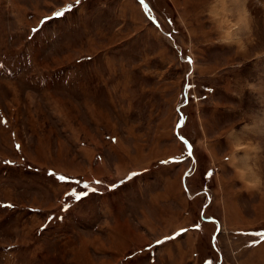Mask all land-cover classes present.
Returning a JSON list of instances; mask_svg holds the SVG:
<instances>
[{
  "label": "rangeland",
  "instance_id": "374dc122",
  "mask_svg": "<svg viewBox=\"0 0 264 264\" xmlns=\"http://www.w3.org/2000/svg\"><path fill=\"white\" fill-rule=\"evenodd\" d=\"M177 248L264 264V0H0V264Z\"/></svg>",
  "mask_w": 264,
  "mask_h": 264
},
{
  "label": "crops",
  "instance_id": "0c3cea01",
  "mask_svg": "<svg viewBox=\"0 0 264 264\" xmlns=\"http://www.w3.org/2000/svg\"><path fill=\"white\" fill-rule=\"evenodd\" d=\"M167 250H169V251L171 250L172 252H174V248H171V247H170V249H169V248L166 247V248H164V251H165L166 254H169ZM176 251L180 254V260H179L178 258H174V259H173V258L171 257V258H172V262H174V263H176V264H180V262L183 263V262L185 261L184 264H188V263L186 262V261H187V257H185V256H184L185 253L182 252L183 249H182V251H181L180 248H179V249L177 248ZM179 251H180V252H179ZM170 253H171V252H170ZM174 253H175V252H174ZM178 253H176V254H178ZM169 255L172 256V254H169ZM182 263H181V264H182Z\"/></svg>",
  "mask_w": 264,
  "mask_h": 264
},
{
  "label": "snow or ice",
  "instance_id": "6c2138e0",
  "mask_svg": "<svg viewBox=\"0 0 264 264\" xmlns=\"http://www.w3.org/2000/svg\"><path fill=\"white\" fill-rule=\"evenodd\" d=\"M79 3H81V0H76V4H79ZM54 15L55 16H61V15H63V13L61 11H57ZM137 175H138V173H135V172L130 173L129 176L127 177V179H131V178H133V177H135ZM61 179H63V177H61ZM112 187L115 188L116 185H112ZM80 195L81 196L82 195H87V193H81ZM79 198H80L79 196L76 197V199H79ZM9 207H10V205H9ZM182 231H184V230H182ZM166 239H170V237H166ZM156 243L159 244V243H161V241H157Z\"/></svg>",
  "mask_w": 264,
  "mask_h": 264
},
{
  "label": "water",
  "instance_id": "95a60500",
  "mask_svg": "<svg viewBox=\"0 0 264 264\" xmlns=\"http://www.w3.org/2000/svg\"><path fill=\"white\" fill-rule=\"evenodd\" d=\"M140 1V0H139ZM147 11V10H146ZM148 12V11H147ZM152 18V17H151ZM158 25V23H156Z\"/></svg>",
  "mask_w": 264,
  "mask_h": 264
}]
</instances>
